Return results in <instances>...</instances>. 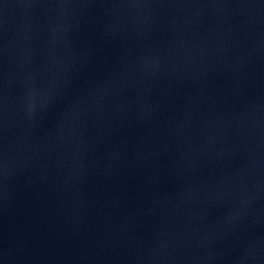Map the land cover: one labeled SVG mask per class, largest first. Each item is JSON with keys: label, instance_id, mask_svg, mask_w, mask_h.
Segmentation results:
<instances>
[{"label": "water", "instance_id": "obj_1", "mask_svg": "<svg viewBox=\"0 0 264 264\" xmlns=\"http://www.w3.org/2000/svg\"><path fill=\"white\" fill-rule=\"evenodd\" d=\"M0 264H264V0H0Z\"/></svg>", "mask_w": 264, "mask_h": 264}]
</instances>
